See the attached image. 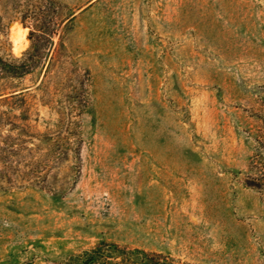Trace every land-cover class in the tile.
I'll use <instances>...</instances> for the list:
<instances>
[{
	"label": "rangeland",
	"instance_id": "obj_1",
	"mask_svg": "<svg viewBox=\"0 0 264 264\" xmlns=\"http://www.w3.org/2000/svg\"><path fill=\"white\" fill-rule=\"evenodd\" d=\"M36 53L0 79V264H79L104 243L264 264L247 184L264 170V0H0V56Z\"/></svg>",
	"mask_w": 264,
	"mask_h": 264
},
{
	"label": "trees",
	"instance_id": "obj_2",
	"mask_svg": "<svg viewBox=\"0 0 264 264\" xmlns=\"http://www.w3.org/2000/svg\"><path fill=\"white\" fill-rule=\"evenodd\" d=\"M39 31L41 34L44 33L41 29ZM33 33L31 32L32 35ZM36 49H38L37 46ZM37 58V53L30 54L24 59H16V61H10L0 56V79L8 76H21L36 64ZM257 170L255 176L250 178L247 184L257 188L264 195V170L260 168ZM76 258L80 259L79 264H190L180 263L160 253L148 252L140 248H122L112 243L96 245L77 254Z\"/></svg>",
	"mask_w": 264,
	"mask_h": 264
},
{
	"label": "bare ground",
	"instance_id": "obj_3",
	"mask_svg": "<svg viewBox=\"0 0 264 264\" xmlns=\"http://www.w3.org/2000/svg\"><path fill=\"white\" fill-rule=\"evenodd\" d=\"M13 30L17 31V35L13 36L12 49H13L14 52H18L19 51V41H20V39H21V37L23 35V32L25 31V28H22V27L12 28V31Z\"/></svg>",
	"mask_w": 264,
	"mask_h": 264
}]
</instances>
